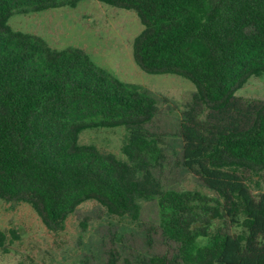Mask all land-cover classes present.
<instances>
[{"label":"trees","instance_id":"trees-1","mask_svg":"<svg viewBox=\"0 0 264 264\" xmlns=\"http://www.w3.org/2000/svg\"><path fill=\"white\" fill-rule=\"evenodd\" d=\"M80 1L0 0V196L29 203L54 228L89 199L135 220L142 201L155 200L157 224L144 236L173 242L171 263L264 264V189L254 193L247 183L248 173L264 169V101L234 95L246 77L264 74V0H99L136 11L143 27L132 46L141 69L194 83L177 147L151 130L154 93L79 48L51 47L8 25L14 12ZM99 125L124 126L125 159L78 143ZM171 166L215 196L166 186ZM7 244L0 229V249Z\"/></svg>","mask_w":264,"mask_h":264},{"label":"rangeland","instance_id":"rangeland-1","mask_svg":"<svg viewBox=\"0 0 264 264\" xmlns=\"http://www.w3.org/2000/svg\"><path fill=\"white\" fill-rule=\"evenodd\" d=\"M8 25L42 38L51 47L79 48L108 73L154 93L159 112L151 130L168 144L178 146L181 113L196 87L179 74H150L137 64L132 44L143 26L135 10L82 0L74 7L14 12ZM234 95L264 101V74L246 77L235 87ZM125 141L122 125L91 126L78 136L79 144L116 159L126 158ZM256 173L255 178L253 172L247 174L254 193L264 189V169ZM163 178L168 187L215 196L197 176L178 167L171 166ZM157 218L155 200L142 201L140 216L135 220L128 214L110 213L106 206L89 199L69 213L61 227L54 228L45 224L29 203L0 196V229L8 235L6 248L0 249V264H143L140 260L154 256H164L165 264H175L170 262L176 251L173 242L159 234L148 242L144 236L146 227L157 224Z\"/></svg>","mask_w":264,"mask_h":264}]
</instances>
